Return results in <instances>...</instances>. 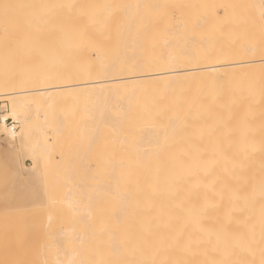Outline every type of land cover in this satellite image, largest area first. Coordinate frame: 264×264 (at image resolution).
Here are the masks:
<instances>
[{
	"label": "bare ground",
	"instance_id": "6f19581e",
	"mask_svg": "<svg viewBox=\"0 0 264 264\" xmlns=\"http://www.w3.org/2000/svg\"><path fill=\"white\" fill-rule=\"evenodd\" d=\"M263 12L264 0H0V26L16 15L27 43L24 71L0 78L9 143L23 147L29 118L66 89L117 102L111 170L75 231L26 239L13 203L0 264H250L254 250L264 264ZM51 213L32 226L53 228Z\"/></svg>",
	"mask_w": 264,
	"mask_h": 264
},
{
	"label": "rangeland",
	"instance_id": "374dc122",
	"mask_svg": "<svg viewBox=\"0 0 264 264\" xmlns=\"http://www.w3.org/2000/svg\"><path fill=\"white\" fill-rule=\"evenodd\" d=\"M11 17L6 18L5 24L0 26V61H2L0 63V78L14 77L18 71L23 72L26 66V30L15 22L16 15L13 14ZM261 18V26L264 30V12L261 14ZM57 50L59 51L56 62L59 66L57 70L62 75L72 74L78 65L73 51L71 49L69 51L65 46L57 47ZM79 90L77 88L66 89L65 92L62 91L63 93L56 101L47 105L41 102L39 109L35 108L38 110H35L32 119L29 118V121L33 123L23 147H19L17 144H13V146L5 134L0 133V215L4 214V217L2 216L4 220H11L12 211L20 212L22 206L23 215L20 214L22 217L19 215V219L24 221H18L19 213H13L17 218L12 222L18 221L17 225L27 223V221L31 223L30 225L34 229L31 227L28 229L26 224L28 230L26 231L29 232V237L24 234L26 239L31 238L32 240L37 236L44 235H47L44 237L51 238L59 234L61 229L70 228L72 230L75 228L73 222L82 216L80 213L89 210L92 207V201L95 203L93 197L96 195L97 187L101 181L99 177L104 172L111 170L113 149L109 123L111 111L117 107V102L114 99L116 95L110 92H92V90L81 92ZM0 111L2 112L0 124L7 125L5 119L13 118L10 115L9 102L4 98H0ZM32 158H36L37 165H33ZM42 190L45 191L48 198L44 199L41 196ZM50 199L52 202L48 206L46 202ZM66 199H70L71 206L63 204ZM13 203L17 205L16 208L20 207L19 211L13 209L15 207V205L12 207ZM5 206H9L10 212ZM45 206H48V209L53 212L50 217L53 218L55 215L57 218H54L57 221L54 220L53 228L49 227L50 225H45L43 228L33 227L32 223L47 218L50 213L49 211L46 214L48 209L43 210ZM40 208L44 212L40 211ZM6 214H8L7 218ZM14 222L13 225H15ZM78 223L84 226L81 222ZM14 227L10 228L11 231L8 229L0 234L2 236L13 234ZM48 229L53 232L50 233ZM46 231L49 234L45 233ZM17 232L16 234H18ZM256 252L254 250L253 257L251 255V261L257 259L254 258ZM259 252L257 256L264 260L262 257L264 254L260 252L261 255H259ZM262 253L264 252L262 251ZM251 261L247 262L252 264L254 260L252 263ZM258 262L261 263L259 259Z\"/></svg>",
	"mask_w": 264,
	"mask_h": 264
},
{
	"label": "built area",
	"instance_id": "2783aa9c",
	"mask_svg": "<svg viewBox=\"0 0 264 264\" xmlns=\"http://www.w3.org/2000/svg\"><path fill=\"white\" fill-rule=\"evenodd\" d=\"M2 112L0 111V114ZM6 124L10 127H14V126H17V124L12 120V119H6Z\"/></svg>",
	"mask_w": 264,
	"mask_h": 264
},
{
	"label": "snow or ice",
	"instance_id": "6c2138e0",
	"mask_svg": "<svg viewBox=\"0 0 264 264\" xmlns=\"http://www.w3.org/2000/svg\"><path fill=\"white\" fill-rule=\"evenodd\" d=\"M5 7H7V6H5Z\"/></svg>",
	"mask_w": 264,
	"mask_h": 264
}]
</instances>
